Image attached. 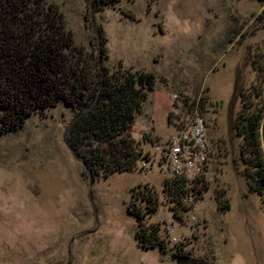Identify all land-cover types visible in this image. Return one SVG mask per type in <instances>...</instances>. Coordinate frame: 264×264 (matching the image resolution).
I'll return each instance as SVG.
<instances>
[{
	"label": "rangeland",
	"instance_id": "374dc122",
	"mask_svg": "<svg viewBox=\"0 0 264 264\" xmlns=\"http://www.w3.org/2000/svg\"><path fill=\"white\" fill-rule=\"evenodd\" d=\"M48 2L76 45L97 56L100 34L111 70L152 73L157 83L131 129L142 154L132 172L92 180L68 146L76 113L64 103L0 131V264H264V202L244 176L235 130L247 105L264 104V0H123L95 11L91 0ZM194 103L207 125L209 190L178 221L163 160ZM146 186L160 203L146 222L162 226L167 251L136 239L128 207ZM180 247L187 262L172 256Z\"/></svg>",
	"mask_w": 264,
	"mask_h": 264
},
{
	"label": "trees",
	"instance_id": "16d2710c",
	"mask_svg": "<svg viewBox=\"0 0 264 264\" xmlns=\"http://www.w3.org/2000/svg\"><path fill=\"white\" fill-rule=\"evenodd\" d=\"M91 1L95 11L123 0ZM97 53L96 56L75 44L64 15L48 0H0L1 133L17 132L36 113L64 103L76 113L68 132V146L83 162L92 180L138 168L142 154L131 129L157 83L152 73L111 70L105 64L109 60L107 39L100 34ZM206 100L198 103L201 110L205 109ZM186 103L188 106V99ZM195 104L190 106L191 113ZM263 124L264 104L254 108L247 105L238 114L235 130L242 138L244 176L251 192L264 202ZM149 137L143 136L144 140ZM139 189L136 201L128 207L138 222L136 239L146 250L167 251L162 226L146 222L160 208L158 195L149 186ZM164 189L173 204L175 219L180 221L190 210L188 199L193 197L196 203L209 186L202 175L193 183L180 178L167 179ZM225 194L223 190L216 195L219 211L224 213L230 210ZM190 255L183 247L172 251L174 259L184 260L180 262H187Z\"/></svg>",
	"mask_w": 264,
	"mask_h": 264
},
{
	"label": "built area",
	"instance_id": "2783aa9c",
	"mask_svg": "<svg viewBox=\"0 0 264 264\" xmlns=\"http://www.w3.org/2000/svg\"><path fill=\"white\" fill-rule=\"evenodd\" d=\"M182 125L183 128L170 139L163 160V170L168 179L180 178L193 183L203 175L209 161L207 125L197 108ZM188 202L193 203V197ZM174 228V225L169 227L170 233L174 232ZM171 240L177 242V239L171 238L169 241Z\"/></svg>",
	"mask_w": 264,
	"mask_h": 264
},
{
	"label": "water",
	"instance_id": "95a60500",
	"mask_svg": "<svg viewBox=\"0 0 264 264\" xmlns=\"http://www.w3.org/2000/svg\"><path fill=\"white\" fill-rule=\"evenodd\" d=\"M264 141V140H263ZM77 157V156H76Z\"/></svg>",
	"mask_w": 264,
	"mask_h": 264
}]
</instances>
